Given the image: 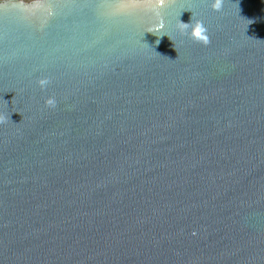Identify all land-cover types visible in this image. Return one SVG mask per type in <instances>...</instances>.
<instances>
[{
    "label": "water",
    "instance_id": "obj_1",
    "mask_svg": "<svg viewBox=\"0 0 264 264\" xmlns=\"http://www.w3.org/2000/svg\"><path fill=\"white\" fill-rule=\"evenodd\" d=\"M211 2L0 0V264H264V0Z\"/></svg>",
    "mask_w": 264,
    "mask_h": 264
},
{
    "label": "clouds",
    "instance_id": "obj_2",
    "mask_svg": "<svg viewBox=\"0 0 264 264\" xmlns=\"http://www.w3.org/2000/svg\"><path fill=\"white\" fill-rule=\"evenodd\" d=\"M164 2H165V0H157L158 8L163 7ZM211 7L213 10H220V8H221L220 0H212ZM179 14H180V12L178 13V16H179ZM156 15L157 16L160 15L158 10L156 11ZM193 15L194 14L192 13L191 23H181L177 19L178 23H179V29L181 31V34L182 35L186 34L191 40H193L195 42H200V43H203L206 45L208 43V36H207L206 29L201 25V23L198 20H193ZM163 27H164V25H163V22L160 18L158 24L153 26L152 28H150L147 32H151L154 34L155 32L161 31L163 29ZM156 43H159V40H157ZM40 83H41V85H43L46 82L41 81Z\"/></svg>",
    "mask_w": 264,
    "mask_h": 264
}]
</instances>
